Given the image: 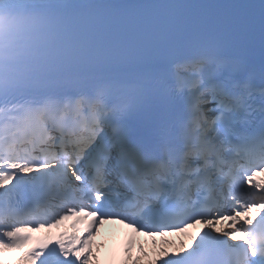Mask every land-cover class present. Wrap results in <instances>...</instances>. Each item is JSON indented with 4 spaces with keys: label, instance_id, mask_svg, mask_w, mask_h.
I'll list each match as a JSON object with an SVG mask.
<instances>
[{
    "label": "snow or ice",
    "instance_id": "1",
    "mask_svg": "<svg viewBox=\"0 0 264 264\" xmlns=\"http://www.w3.org/2000/svg\"><path fill=\"white\" fill-rule=\"evenodd\" d=\"M257 175L264 0H0V264H264Z\"/></svg>",
    "mask_w": 264,
    "mask_h": 264
},
{
    "label": "bare ground",
    "instance_id": "2",
    "mask_svg": "<svg viewBox=\"0 0 264 264\" xmlns=\"http://www.w3.org/2000/svg\"><path fill=\"white\" fill-rule=\"evenodd\" d=\"M155 247H156V245H154V247H152V249L150 250V251H152V253H153L154 255H155V253L158 251V249L155 248ZM142 264H147V261H146V260L143 261Z\"/></svg>",
    "mask_w": 264,
    "mask_h": 264
}]
</instances>
